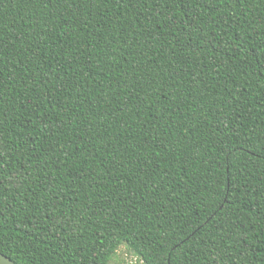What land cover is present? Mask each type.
Masks as SVG:
<instances>
[{
  "label": "trees",
  "instance_id": "16d2710c",
  "mask_svg": "<svg viewBox=\"0 0 264 264\" xmlns=\"http://www.w3.org/2000/svg\"><path fill=\"white\" fill-rule=\"evenodd\" d=\"M121 245L264 264V0H0V252Z\"/></svg>",
  "mask_w": 264,
  "mask_h": 264
},
{
  "label": "rangeland",
  "instance_id": "374dc122",
  "mask_svg": "<svg viewBox=\"0 0 264 264\" xmlns=\"http://www.w3.org/2000/svg\"><path fill=\"white\" fill-rule=\"evenodd\" d=\"M108 264H144V262L126 246L121 245Z\"/></svg>",
  "mask_w": 264,
  "mask_h": 264
},
{
  "label": "water",
  "instance_id": "95a60500",
  "mask_svg": "<svg viewBox=\"0 0 264 264\" xmlns=\"http://www.w3.org/2000/svg\"><path fill=\"white\" fill-rule=\"evenodd\" d=\"M0 264H17L12 259H10L8 256L4 255L0 252Z\"/></svg>",
  "mask_w": 264,
  "mask_h": 264
}]
</instances>
